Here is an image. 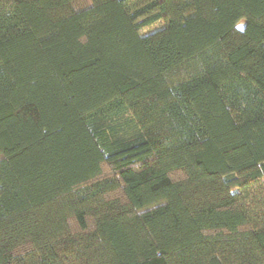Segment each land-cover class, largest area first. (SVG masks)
Instances as JSON below:
<instances>
[{
  "label": "trees",
  "instance_id": "16d2710c",
  "mask_svg": "<svg viewBox=\"0 0 264 264\" xmlns=\"http://www.w3.org/2000/svg\"><path fill=\"white\" fill-rule=\"evenodd\" d=\"M0 264H264V0H0Z\"/></svg>",
  "mask_w": 264,
  "mask_h": 264
},
{
  "label": "rangeland",
  "instance_id": "374dc122",
  "mask_svg": "<svg viewBox=\"0 0 264 264\" xmlns=\"http://www.w3.org/2000/svg\"><path fill=\"white\" fill-rule=\"evenodd\" d=\"M242 23H243V20H241V21L238 23V25H242Z\"/></svg>",
  "mask_w": 264,
  "mask_h": 264
},
{
  "label": "snow or ice",
  "instance_id": "6c2138e0",
  "mask_svg": "<svg viewBox=\"0 0 264 264\" xmlns=\"http://www.w3.org/2000/svg\"><path fill=\"white\" fill-rule=\"evenodd\" d=\"M238 27H240L242 29L244 26L243 25H239Z\"/></svg>",
  "mask_w": 264,
  "mask_h": 264
}]
</instances>
